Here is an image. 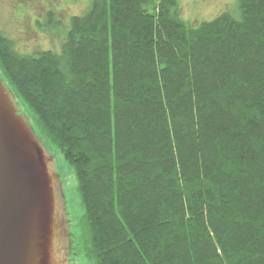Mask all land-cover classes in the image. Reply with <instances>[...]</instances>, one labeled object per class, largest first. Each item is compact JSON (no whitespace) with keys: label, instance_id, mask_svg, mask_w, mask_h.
Segmentation results:
<instances>
[{"label":"trees","instance_id":"1","mask_svg":"<svg viewBox=\"0 0 264 264\" xmlns=\"http://www.w3.org/2000/svg\"><path fill=\"white\" fill-rule=\"evenodd\" d=\"M91 0L59 52L0 32V77L73 170L96 264H264V0Z\"/></svg>","mask_w":264,"mask_h":264},{"label":"water","instance_id":"2","mask_svg":"<svg viewBox=\"0 0 264 264\" xmlns=\"http://www.w3.org/2000/svg\"><path fill=\"white\" fill-rule=\"evenodd\" d=\"M65 203L53 156L0 77V264H68Z\"/></svg>","mask_w":264,"mask_h":264},{"label":"rangeland","instance_id":"3","mask_svg":"<svg viewBox=\"0 0 264 264\" xmlns=\"http://www.w3.org/2000/svg\"><path fill=\"white\" fill-rule=\"evenodd\" d=\"M46 12V19L36 11L17 12L15 0H0V32L10 39L13 49L20 54H34L40 51L59 52L65 39L70 18L84 14L91 0H37ZM181 17L191 25L214 19L223 11L232 12L237 9L236 0H178ZM38 5V6H39ZM40 16V17H39ZM42 23L33 26V18ZM22 33H30L26 37ZM15 96V95H14ZM20 110L31 121L27 107L20 98H16ZM53 156L54 165L62 182L67 218L70 224V244L68 264H96L85 257L81 241V217L84 213L77 193V181L73 168L65 162L62 155L47 141L44 142Z\"/></svg>","mask_w":264,"mask_h":264},{"label":"flooded vegetation","instance_id":"4","mask_svg":"<svg viewBox=\"0 0 264 264\" xmlns=\"http://www.w3.org/2000/svg\"><path fill=\"white\" fill-rule=\"evenodd\" d=\"M37 0H15L14 2V9L17 12H29V11H36L42 18L46 19V12L44 11L43 7L38 6ZM39 16V17H40ZM33 26L38 27L39 24L42 23V20L39 18H33ZM24 36L28 37L31 34L22 33Z\"/></svg>","mask_w":264,"mask_h":264}]
</instances>
